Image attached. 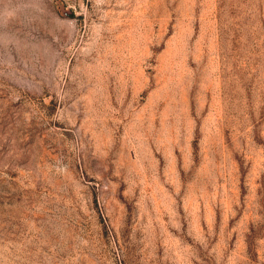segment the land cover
Segmentation results:
<instances>
[{
    "label": "rangeland",
    "instance_id": "374dc122",
    "mask_svg": "<svg viewBox=\"0 0 264 264\" xmlns=\"http://www.w3.org/2000/svg\"><path fill=\"white\" fill-rule=\"evenodd\" d=\"M0 264H264V0H0Z\"/></svg>",
    "mask_w": 264,
    "mask_h": 264
},
{
    "label": "water",
    "instance_id": "95a60500",
    "mask_svg": "<svg viewBox=\"0 0 264 264\" xmlns=\"http://www.w3.org/2000/svg\"><path fill=\"white\" fill-rule=\"evenodd\" d=\"M66 14H68L69 16H73L74 14L72 13V12H70V11H66Z\"/></svg>",
    "mask_w": 264,
    "mask_h": 264
}]
</instances>
